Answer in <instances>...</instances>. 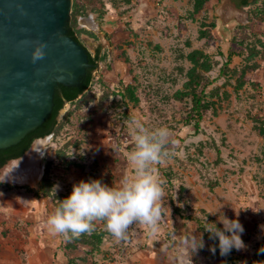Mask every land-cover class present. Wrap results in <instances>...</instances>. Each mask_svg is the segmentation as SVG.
<instances>
[{
	"label": "rangeland",
	"instance_id": "rangeland-1",
	"mask_svg": "<svg viewBox=\"0 0 264 264\" xmlns=\"http://www.w3.org/2000/svg\"><path fill=\"white\" fill-rule=\"evenodd\" d=\"M194 2L71 0L81 43L91 54L102 45L98 66L89 87L65 103L39 171L0 182V264H189L185 237L200 233L204 247L193 264H221L219 250H209L216 241L199 227L206 216L217 222L219 209L244 228L245 247L233 249L230 264L251 263L264 239V210L255 212L264 209V0L244 7L206 0L197 13ZM195 50L210 67L197 69L209 105L198 130L189 98L176 94ZM132 118L171 134L163 162L152 166L165 205L155 230L134 223L117 240L94 221L91 232L71 239L50 233L48 215L74 183L118 187L133 175Z\"/></svg>",
	"mask_w": 264,
	"mask_h": 264
},
{
	"label": "water",
	"instance_id": "water-1",
	"mask_svg": "<svg viewBox=\"0 0 264 264\" xmlns=\"http://www.w3.org/2000/svg\"><path fill=\"white\" fill-rule=\"evenodd\" d=\"M70 13L71 0H0V149L42 124L59 86L78 85L91 67L84 45L68 35ZM37 48L44 56L33 62ZM52 132L0 167L3 182L22 165L41 162Z\"/></svg>",
	"mask_w": 264,
	"mask_h": 264
},
{
	"label": "clouds",
	"instance_id": "clouds-1",
	"mask_svg": "<svg viewBox=\"0 0 264 264\" xmlns=\"http://www.w3.org/2000/svg\"><path fill=\"white\" fill-rule=\"evenodd\" d=\"M43 56L42 49L37 48L33 62ZM129 130L134 147L127 153V159L133 175L125 177L118 187H110L99 179L74 183L68 196L59 200L58 206L48 215L46 226L50 233L71 239L91 232L94 221H103L106 230L117 240L127 239L134 223L155 230L165 205L160 181L153 175L152 166L163 162L171 134L165 126L149 129L137 118L129 121ZM6 178L0 177V182ZM261 210L264 209L255 212ZM217 222L222 227H217ZM217 222H209L205 217L203 232L216 241V245L209 248L211 252L218 249L221 256H226L233 249L245 247L241 238L244 228L238 219H229L219 209ZM184 243L190 247L192 255L204 247L201 233L186 236ZM191 256L189 264H193Z\"/></svg>",
	"mask_w": 264,
	"mask_h": 264
},
{
	"label": "trees",
	"instance_id": "trees-1",
	"mask_svg": "<svg viewBox=\"0 0 264 264\" xmlns=\"http://www.w3.org/2000/svg\"><path fill=\"white\" fill-rule=\"evenodd\" d=\"M205 3L206 0H195L193 5L194 12H199ZM234 3L237 7H244L249 5V0H234ZM73 23H76V20L68 21V34L83 46L77 36ZM83 47L85 48V46ZM86 52L88 54V61L91 67L88 68L85 75L81 77L79 84L76 86H59L54 94L53 108L51 112L47 114L44 122L33 131L26 134V136L19 143L4 149H0V167H2L8 160L21 156L26 150L29 149L34 139L49 135L55 129L59 111L64 107L65 103L73 102L89 87L93 80L92 71L96 67L99 60L100 47L96 48L94 54H91L87 49ZM229 56H231V54ZM187 58L192 63V67L188 70V80L183 85L184 90H179L176 94L178 96H187L189 98L191 103V111L189 112L188 118L193 120L195 130H198L199 122L202 119L205 111H207L209 105L208 102L204 101L203 99L205 86L201 82L202 77L200 73L197 72V69L200 67L203 69V71H208L210 67L205 61L202 60L203 53L199 50L191 52ZM125 90L128 97L137 103L138 98L135 96V89L132 88L131 85H128L125 87ZM258 130L259 134L264 137V124L259 125ZM24 189L31 191L27 187H24ZM204 225L201 221L199 222L200 228L203 229ZM217 227L220 226L217 225ZM231 253H233V250L226 256H220L221 264H230ZM250 264H264V239L258 244L254 258L251 260Z\"/></svg>",
	"mask_w": 264,
	"mask_h": 264
},
{
	"label": "bare ground",
	"instance_id": "bare-ground-1",
	"mask_svg": "<svg viewBox=\"0 0 264 264\" xmlns=\"http://www.w3.org/2000/svg\"><path fill=\"white\" fill-rule=\"evenodd\" d=\"M23 171H28L29 174H31L30 176L32 175L34 176L39 171L38 164L36 165V164L28 163V164L22 165L9 180H15L17 178V175L18 177L22 176ZM20 173H22V175ZM26 176H28V174Z\"/></svg>",
	"mask_w": 264,
	"mask_h": 264
},
{
	"label": "flooded vegetation",
	"instance_id": "flooded-vegetation-1",
	"mask_svg": "<svg viewBox=\"0 0 264 264\" xmlns=\"http://www.w3.org/2000/svg\"><path fill=\"white\" fill-rule=\"evenodd\" d=\"M233 1V3H234V0H232ZM235 4V3H234ZM236 6V5H235ZM69 35V34H68Z\"/></svg>",
	"mask_w": 264,
	"mask_h": 264
}]
</instances>
